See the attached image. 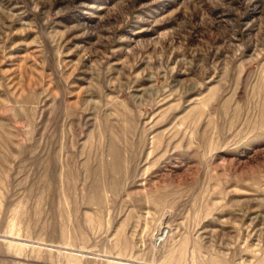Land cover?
<instances>
[{"label": "rangeland", "instance_id": "obj_1", "mask_svg": "<svg viewBox=\"0 0 264 264\" xmlns=\"http://www.w3.org/2000/svg\"><path fill=\"white\" fill-rule=\"evenodd\" d=\"M0 264H264V0H0Z\"/></svg>", "mask_w": 264, "mask_h": 264}]
</instances>
